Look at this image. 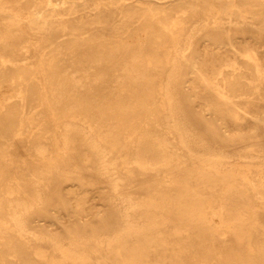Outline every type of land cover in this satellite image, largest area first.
Masks as SVG:
<instances>
[{
    "label": "bare ground",
    "instance_id": "6f19581e",
    "mask_svg": "<svg viewBox=\"0 0 264 264\" xmlns=\"http://www.w3.org/2000/svg\"><path fill=\"white\" fill-rule=\"evenodd\" d=\"M0 264H264V0H0Z\"/></svg>",
    "mask_w": 264,
    "mask_h": 264
},
{
    "label": "rangeland",
    "instance_id": "374dc122",
    "mask_svg": "<svg viewBox=\"0 0 264 264\" xmlns=\"http://www.w3.org/2000/svg\"><path fill=\"white\" fill-rule=\"evenodd\" d=\"M136 27H138V25H136ZM90 34V32L88 33V35ZM54 36L56 37V38H62L63 36H62V34L60 33V32H56L55 34H54ZM66 194H67V192H66ZM90 202H94V203H98L99 202V197H98V194H96V195H94V194H92V196H91V198H90V200H89Z\"/></svg>",
    "mask_w": 264,
    "mask_h": 264
}]
</instances>
